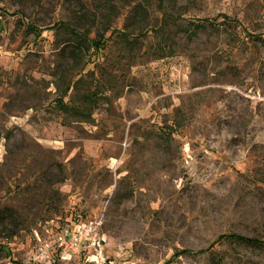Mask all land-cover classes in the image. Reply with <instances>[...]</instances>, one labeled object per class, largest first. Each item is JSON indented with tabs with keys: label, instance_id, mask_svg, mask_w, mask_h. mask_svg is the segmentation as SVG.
<instances>
[{
	"label": "rangeland",
	"instance_id": "1",
	"mask_svg": "<svg viewBox=\"0 0 264 264\" xmlns=\"http://www.w3.org/2000/svg\"><path fill=\"white\" fill-rule=\"evenodd\" d=\"M58 22L156 31L75 64ZM233 236L264 241V0H0V264H264Z\"/></svg>",
	"mask_w": 264,
	"mask_h": 264
},
{
	"label": "trees",
	"instance_id": "2",
	"mask_svg": "<svg viewBox=\"0 0 264 264\" xmlns=\"http://www.w3.org/2000/svg\"><path fill=\"white\" fill-rule=\"evenodd\" d=\"M138 11L137 16L140 21H145L144 14H141L140 9H136ZM223 18V22L226 23L229 28L232 27V25H236V28H240L241 24L236 19L230 18L227 15H220ZM95 20V18H92ZM162 21L169 22L170 20L174 19V16L171 13H163L162 14ZM83 22L88 21V18H85L82 20ZM85 23L84 26L81 25H74L71 26V24L67 22H58L55 26L51 27L54 31V34L56 35L59 44L63 46L62 52L65 53L64 56L71 59L75 64L80 63L83 59H85L90 54H93V56L97 57L99 56L100 51H102L106 46L107 43L113 38L114 35L122 39V41L125 43V45L131 46V42L135 41L139 42L142 38H145L151 32L156 31L155 26L152 27H143L141 28L140 33H135V31H126L125 28H115L113 31H110L109 24L103 27V30H98L97 28L94 29L93 24L91 26L87 25ZM206 27H213V21L206 20V19H199L198 23H192L190 24V27L186 28L184 30V33L189 38H193L197 35L199 31ZM31 29H33L32 26H30ZM164 26H161L160 30H163ZM144 29V32L142 31ZM245 32L244 30H242ZM249 36L255 38V39H261V37L250 34ZM164 41H162V46L170 49V46L173 45L172 41L167 37V35H164ZM78 81L74 82L72 85H69L68 88H72V86H75ZM95 94L94 93H88L83 97L84 100H82L83 104H87L89 107H74L72 109H67L65 104H61L63 107V110L65 112L71 111L73 114L84 118L87 122L91 118L90 115V109L96 107V103H94ZM97 101V100H96ZM232 240L245 244L248 246H254V247H264V241L260 240H248L244 238H240L237 236L230 237ZM223 239V238H222Z\"/></svg>",
	"mask_w": 264,
	"mask_h": 264
},
{
	"label": "built area",
	"instance_id": "3",
	"mask_svg": "<svg viewBox=\"0 0 264 264\" xmlns=\"http://www.w3.org/2000/svg\"><path fill=\"white\" fill-rule=\"evenodd\" d=\"M94 230L95 228L92 224L83 225L74 232L68 231L63 235L57 236L54 245L62 258L70 257L81 248L87 249L94 245L92 243ZM44 253H46V250Z\"/></svg>",
	"mask_w": 264,
	"mask_h": 264
}]
</instances>
